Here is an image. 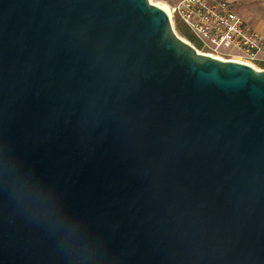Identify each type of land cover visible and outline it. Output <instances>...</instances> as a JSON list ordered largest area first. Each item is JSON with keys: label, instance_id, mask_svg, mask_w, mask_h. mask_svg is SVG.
<instances>
[{"label": "water", "instance_id": "1", "mask_svg": "<svg viewBox=\"0 0 264 264\" xmlns=\"http://www.w3.org/2000/svg\"><path fill=\"white\" fill-rule=\"evenodd\" d=\"M0 264H264V68L149 0H0Z\"/></svg>", "mask_w": 264, "mask_h": 264}, {"label": "built area", "instance_id": "2", "mask_svg": "<svg viewBox=\"0 0 264 264\" xmlns=\"http://www.w3.org/2000/svg\"><path fill=\"white\" fill-rule=\"evenodd\" d=\"M166 4L170 21L176 16L202 41L201 46L219 58L264 68V33L248 25L228 0H175Z\"/></svg>", "mask_w": 264, "mask_h": 264}, {"label": "crops", "instance_id": "3", "mask_svg": "<svg viewBox=\"0 0 264 264\" xmlns=\"http://www.w3.org/2000/svg\"><path fill=\"white\" fill-rule=\"evenodd\" d=\"M236 13L251 27L264 33V0H228Z\"/></svg>", "mask_w": 264, "mask_h": 264}, {"label": "rangeland", "instance_id": "4", "mask_svg": "<svg viewBox=\"0 0 264 264\" xmlns=\"http://www.w3.org/2000/svg\"><path fill=\"white\" fill-rule=\"evenodd\" d=\"M153 1H160V0H153ZM165 3H172L175 0H162ZM172 26L173 29L175 30V32L182 37L183 39L189 41L186 36L184 35V31L187 30L190 34H194L181 20H179L176 16H174V18H172ZM190 42V41H189ZM192 43V42H190ZM196 47V46H195ZM199 51L202 52H209L212 53L211 51H209L208 49H206L205 47L201 46L200 48H197Z\"/></svg>", "mask_w": 264, "mask_h": 264}, {"label": "trees", "instance_id": "5", "mask_svg": "<svg viewBox=\"0 0 264 264\" xmlns=\"http://www.w3.org/2000/svg\"><path fill=\"white\" fill-rule=\"evenodd\" d=\"M184 35L186 38L196 46V48H200L202 45V41L198 39L194 34H190L187 30L184 31Z\"/></svg>", "mask_w": 264, "mask_h": 264}, {"label": "bare ground", "instance_id": "6", "mask_svg": "<svg viewBox=\"0 0 264 264\" xmlns=\"http://www.w3.org/2000/svg\"><path fill=\"white\" fill-rule=\"evenodd\" d=\"M149 1H150L151 3L157 5L158 7L162 8V9L168 14V16L170 17V13H169V11H168V5H167L165 2H163L162 0H160V1L149 0ZM201 52H202V51H201ZM205 53H207V54H209V55H212V56H215V57H218V55H215V54H213V53H209V52H205Z\"/></svg>", "mask_w": 264, "mask_h": 264}]
</instances>
